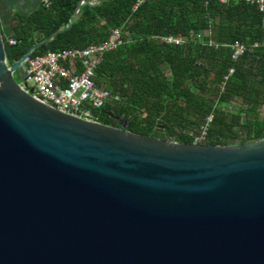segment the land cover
I'll use <instances>...</instances> for the list:
<instances>
[{"label": "water", "instance_id": "obj_1", "mask_svg": "<svg viewBox=\"0 0 264 264\" xmlns=\"http://www.w3.org/2000/svg\"><path fill=\"white\" fill-rule=\"evenodd\" d=\"M69 25L11 62L0 29V264H264V132L184 142L43 103L13 72Z\"/></svg>", "mask_w": 264, "mask_h": 264}, {"label": "trees", "instance_id": "obj_2", "mask_svg": "<svg viewBox=\"0 0 264 264\" xmlns=\"http://www.w3.org/2000/svg\"><path fill=\"white\" fill-rule=\"evenodd\" d=\"M94 1V0H90ZM45 0L27 14L14 11L11 34L3 36L9 62L51 32L70 25L30 56L68 47L83 48L105 40L119 28L122 42L104 53L95 82L111 93L93 108L98 121L149 135L157 124L184 142L194 141L207 113L213 112L202 142L246 141L264 132V24L255 3L244 0ZM135 5V6H134ZM172 36L180 43L163 37ZM239 40L247 50L230 58V44ZM258 42V46H252ZM234 71L221 83L228 67ZM117 96V97H115Z\"/></svg>", "mask_w": 264, "mask_h": 264}, {"label": "built area", "instance_id": "obj_3", "mask_svg": "<svg viewBox=\"0 0 264 264\" xmlns=\"http://www.w3.org/2000/svg\"><path fill=\"white\" fill-rule=\"evenodd\" d=\"M227 2L228 0H220ZM255 3L262 11L264 24V0H244ZM135 6V5H134ZM123 40L119 28H112L108 37L100 42L88 44L83 48L68 47L48 50L44 53L24 58L26 78L25 89L32 87L31 94L38 100L61 111L71 113L86 119L97 120L92 109L99 108L111 98L108 89L98 86L95 82V70L99 66L105 52L116 48ZM171 43H180V39L172 36L163 37ZM9 44H16L14 37H8ZM254 42L252 46H258ZM232 60L237 59L247 50V45L235 40L230 45ZM22 62V63H23ZM234 71L228 67L223 75L221 88L225 80ZM31 81L28 85L27 81ZM117 97V96H115ZM213 120V112H209L198 127L197 132H190L195 142H202L206 137L208 127Z\"/></svg>", "mask_w": 264, "mask_h": 264}, {"label": "crops", "instance_id": "obj_4", "mask_svg": "<svg viewBox=\"0 0 264 264\" xmlns=\"http://www.w3.org/2000/svg\"><path fill=\"white\" fill-rule=\"evenodd\" d=\"M45 0H0V29L8 37L14 31L16 24L14 11L27 14Z\"/></svg>", "mask_w": 264, "mask_h": 264}, {"label": "rangeland", "instance_id": "obj_5", "mask_svg": "<svg viewBox=\"0 0 264 264\" xmlns=\"http://www.w3.org/2000/svg\"><path fill=\"white\" fill-rule=\"evenodd\" d=\"M22 68H23V69L25 68V62L22 63ZM13 76H14V78H15L17 81H19V82H21V83H24V82H25L24 79H22V77H21V73H20V70H19V69H16V70L13 72ZM27 84L30 85V84H31V81H30V80L27 81Z\"/></svg>", "mask_w": 264, "mask_h": 264}, {"label": "flooded vegetation", "instance_id": "obj_6", "mask_svg": "<svg viewBox=\"0 0 264 264\" xmlns=\"http://www.w3.org/2000/svg\"><path fill=\"white\" fill-rule=\"evenodd\" d=\"M17 53H19V52H17ZM17 53H16V54H17ZM6 58H7V56H6ZM7 61L9 62L8 58H7Z\"/></svg>", "mask_w": 264, "mask_h": 264}]
</instances>
